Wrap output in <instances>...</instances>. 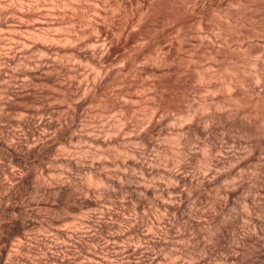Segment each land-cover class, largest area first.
Returning <instances> with one entry per match:
<instances>
[{"label": "bare ground", "instance_id": "1", "mask_svg": "<svg viewBox=\"0 0 264 264\" xmlns=\"http://www.w3.org/2000/svg\"><path fill=\"white\" fill-rule=\"evenodd\" d=\"M226 1L184 49L127 0H0V264H264V0Z\"/></svg>", "mask_w": 264, "mask_h": 264}, {"label": "rangeland", "instance_id": "2", "mask_svg": "<svg viewBox=\"0 0 264 264\" xmlns=\"http://www.w3.org/2000/svg\"><path fill=\"white\" fill-rule=\"evenodd\" d=\"M132 1V2H131ZM203 1V2H202ZM215 1V2H214ZM223 1V2H222ZM127 2L128 3H130V4H132V5H134V7L132 6V8H134L135 9V7L136 6H139L140 8L143 6L144 7V10H145V12H147L148 11V15H149V17H148V19L150 18V15H151V18L149 19V26H148V29H147V33L148 34H151V35H153L155 32H154V28H156L157 27V24L159 23V24H161L162 22H165L164 20H166V22H167V20L169 21V19L171 20V19H174L175 21H177L176 22V24H177V30L178 31H180V32H178V35H180L181 33V36L182 35H184V36H182V39H183V43H182V40H181V45H182V48L184 47V49H186V48H189V47H192L194 44H195V42H196V40H195V38L193 39V37L192 36H190L189 37V35H190V33L189 32H191V30L190 29H192V32H191V34L193 33V30H194V28H195V30H197V29H200V28H208L209 27V29H211L210 27H212V26H214L215 24V26L213 27V28H217L219 25H218V21L221 23V21H222V19L221 18H223V16H221L222 14H223V12L228 8V7H226V6H228V4H227V1L226 0H127ZM134 2V3H133ZM142 4H141V3ZM143 2H145V3H143ZM150 2V3H149ZM164 2V3H163ZM167 2V3H166ZM201 2V3H200ZM205 2H206V4H205ZM214 2V3H213ZM218 2H219V4H218ZM138 3V5H136ZM152 3V4H151ZM141 6H140V5ZM174 4V5H173ZM181 4H183V5H181ZM200 4V5H199ZM150 5V6H149ZM154 5H156V6H154ZM172 5H173V7H172ZM191 5V6H190ZM202 5H204L203 7H202ZM149 6V7H148ZM151 6H152V8H151ZM196 6V7H195ZM217 6V7H216ZM142 7V8H143ZM149 9H148V8ZM160 7V8H159ZM210 7V8H209ZM224 7V8H223ZM147 10H146V9ZM157 8H158V11H157ZM179 8V9H178ZM181 8V9H180ZM190 8V9H189ZM196 8V9H195ZM209 8V9H208ZM217 8V9H216ZM222 8V9H221ZM161 9V10H160ZM167 9V10H166ZM178 9V10H177ZM184 11H183V10ZM213 9V10H212ZM225 9V10H224ZM170 10V11H169ZM174 10V12H172ZM204 11V12H202V11ZM215 10H217V12H215ZM222 10V11H221ZM224 10V11H223ZM162 11V12H161ZM166 11V12H165ZM192 11V12H191ZM199 11V12H198ZM219 11V12H218ZM158 12V13H157ZM194 12V13H193ZM222 12V14L221 15H219V13H221ZM260 12V14L262 13L261 11H259ZM259 12L258 11H253L252 12V14H251V16L252 17H258L260 14H259ZM197 13V14H196ZM211 13V14H210ZM215 13V14H214ZM162 14V15H161ZM169 14V15H168ZM172 14V15H171ZM176 14H177V16H176ZM181 14V15H180ZM185 14V15H184ZM201 16H200V15ZM255 14H257V15H255ZM175 15V16H174ZM180 15V16H179ZM195 15V16H194ZM220 17H219V16ZM78 16V15H77ZM76 16V17H77ZM159 16V17H158ZM165 16V17H164ZM169 16V17H168ZM170 16H171V18H170ZM217 16V17H216ZM75 17V16H74ZM175 17V18H174ZM181 17V18H180ZM193 17V18H192ZM202 17L204 18V19H202ZM219 18V19H218ZM153 19V20H152ZM181 19V20H180ZM217 19V20H216ZM155 20H156V22L158 21V23L156 24L155 23ZM200 20V21H199ZM221 20V21H220ZM202 21V22H201ZM217 21V22H216ZM209 22V23H208ZM210 22H211V24H210ZM216 22V23H215ZM213 23V24H212ZM215 23V24H214ZM219 23V24H220ZM192 24V25H191ZM180 25H183V26H180ZM195 25V26H194ZM203 25V26H202ZM218 25V26H217ZM199 26V27H198ZM202 26V27H201ZM183 27V28H182ZM192 27V28H191ZM152 28V29H151ZM179 28V29H178ZM190 30V31H189ZM194 30V31H195ZM150 31V32H149ZM154 32V33H153ZM184 33V34H183ZM186 33H188V34H186ZM186 36H187V38H186ZM181 38V37H180ZM179 36H178V41H180L179 39ZM192 41V42H191ZM186 42V43H185ZM49 43V42H48ZM185 43V44H184ZM180 62H183V61H180ZM22 67V66H21ZM190 79V78H189ZM187 80L186 82H185V80H181V79H179V80H177V82L178 83H171V84H169V86L167 87V89H168V93H165L164 94V98L166 99V100H164V98H157V102H162L161 104H160V113L162 114V112L165 114V112H166V109H167V107L166 106H174V104H176V103H174L173 102V98H174V95L176 96H178L179 94H180V92L183 90V89H189V90H194V89H196V87H198V83H197V81H195V80H193V82L191 81V80ZM184 81V82H183ZM183 83V84H182ZM185 83V84H184ZM191 85H190V84ZM195 83V84H194ZM176 84H178V85H176ZM188 84V85H187ZM197 84V85H196ZM170 85H173L174 87L173 88H171L170 87ZM183 85V86H182ZM194 85H196V86H194ZM194 86V87H193ZM185 87V88H184ZM189 87V88H188ZM194 88V89H193ZM182 89V90H181ZM171 91V92H170ZM173 92V93H172ZM176 93V94H175ZM179 93V94H178ZM170 94V95H169ZM172 96H173V98H172ZM161 97H163V96H161ZM171 97V98H170ZM160 99H162V100H160ZM169 99H170V102H168L169 101ZM168 100V101H167ZM172 100V101H171ZM166 101V102H165ZM167 103V104H166ZM173 105H172V104ZM169 104V105H168ZM171 104V105H170ZM176 106H177V104H176ZM163 107V108H162ZM166 107V108H165ZM163 110V111H162ZM201 111V110H200ZM161 114H160V116H161ZM163 116V115H162ZM146 120V121H145ZM144 121V125H146V126H143V130H141L140 132H141V134L142 135H144L145 137H149V133H148V129H149V127H151V124H152V122H151V120L150 121H148V118H146ZM149 122H151V123H148ZM146 123V124H145ZM148 124V125H147ZM148 126V127H147ZM145 127H147V128H145ZM147 129V130H146ZM145 130V131H144ZM145 133H144V132ZM147 131V132H146ZM143 132V133H142ZM147 135V136H146ZM32 196H33V194H31ZM30 195V197H32ZM33 198H35V197H33ZM65 212H67L66 210H64Z\"/></svg>", "mask_w": 264, "mask_h": 264}]
</instances>
